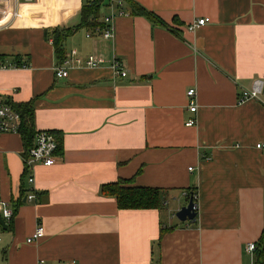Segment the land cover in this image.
Wrapping results in <instances>:
<instances>
[{"label":"crops","instance_id":"crops-1","mask_svg":"<svg viewBox=\"0 0 264 264\" xmlns=\"http://www.w3.org/2000/svg\"><path fill=\"white\" fill-rule=\"evenodd\" d=\"M87 1L21 2L0 30V94L21 115L30 104L34 132L59 140L57 163L36 164L31 185L30 145L22 133L0 136V193L15 213L0 224V264H253L246 247L264 230V89L239 98L264 82V0H134L175 33L131 15L114 19L109 40L80 29L63 44L72 61L59 79L46 31L78 27ZM199 19L207 23L189 30ZM89 56L101 67H87ZM121 179L161 189L162 207L121 210L101 194ZM192 196L197 218L181 222ZM40 226L45 236L27 244Z\"/></svg>","mask_w":264,"mask_h":264},{"label":"built area","instance_id":"built-area-1","mask_svg":"<svg viewBox=\"0 0 264 264\" xmlns=\"http://www.w3.org/2000/svg\"><path fill=\"white\" fill-rule=\"evenodd\" d=\"M32 0H0V30L6 29L10 27L14 22H16L20 17V3L21 2H31ZM125 4L123 0H110L109 9L111 10V14L106 16L104 19V27L97 28L92 33L99 34L104 39L109 40L114 37V28L113 21L116 17L127 16L129 15L127 11L124 10ZM207 23L206 19H199L192 25L188 27L189 30L199 29ZM90 37V35H88ZM72 60H68L67 58L60 63L61 65L56 67V76L59 79L67 78L69 74V70L64 68L66 65H69ZM77 62H80L79 60ZM103 64V60L99 59L95 56H89L85 59V65L89 68H99ZM63 65V66H62ZM65 65V66H64ZM114 72L117 76L125 78L127 76V72L124 71L121 67L119 61H114L112 65ZM264 82L262 80H255L253 82V87L251 90L243 91L242 95L239 98V104H243L248 100H256L259 99L263 93ZM196 90L189 89L187 91L188 97V107L191 113L196 114L198 111V103L196 99ZM24 119L20 112H18L14 106L10 98L5 97L0 94V136L4 134H21L23 130ZM197 124V120L195 118H191L187 121V127H194ZM59 148V140L57 136L49 131H40L35 132L33 144L26 151V155L23 159L24 167L26 174L29 175V184L33 185L35 180L33 176L34 167L36 164H41L45 167H52L58 161L57 151ZM257 149L264 150V143L257 145ZM190 171L193 168L189 169ZM194 202L196 200V196H192ZM27 201L33 202L37 200V196L35 194H31L27 196ZM197 205V204H196ZM197 210V208H196ZM15 213L10 208L9 203L2 199L0 193V218L4 221L6 227H8L13 219ZM2 231V227L0 226V233ZM45 236L44 227H38L27 239V244H34L41 240ZM257 249L256 243H249L246 247V251L252 256L255 255V251ZM39 264H44V261H40ZM253 264H257L254 262Z\"/></svg>","mask_w":264,"mask_h":264},{"label":"trees","instance_id":"trees-1","mask_svg":"<svg viewBox=\"0 0 264 264\" xmlns=\"http://www.w3.org/2000/svg\"><path fill=\"white\" fill-rule=\"evenodd\" d=\"M124 10L128 11L131 16L145 17L153 26L167 28L175 33V31L162 20L154 12H150L136 3L134 0H123ZM110 0H89L82 9V23L73 29H59L46 31V37L52 39L56 55L60 63L65 59L63 44L67 38L73 35L80 29H87L93 32L97 28L104 27L102 22L103 9H109ZM177 24H182L175 20ZM24 119L23 123V138L26 146L30 148L34 139L33 125V109L30 104L19 105ZM132 179H121L115 183L106 184L101 188V194L105 197H112L117 200L118 207L121 210H150L160 209L163 204V191L158 188L138 187L135 186ZM164 232H162V235ZM257 249L255 251L256 263L264 264V230L258 240Z\"/></svg>","mask_w":264,"mask_h":264},{"label":"water","instance_id":"water-1","mask_svg":"<svg viewBox=\"0 0 264 264\" xmlns=\"http://www.w3.org/2000/svg\"><path fill=\"white\" fill-rule=\"evenodd\" d=\"M197 205L194 202L193 198L189 200V203L182 207L177 213L176 218L181 222H194L197 218L196 212ZM0 224L6 229L4 221L0 218Z\"/></svg>","mask_w":264,"mask_h":264}]
</instances>
